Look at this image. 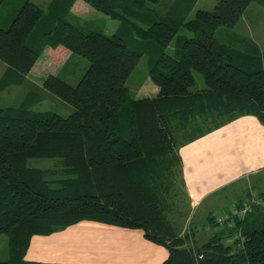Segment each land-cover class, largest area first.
I'll list each match as a JSON object with an SVG mask.
<instances>
[{
	"label": "trees",
	"instance_id": "1",
	"mask_svg": "<svg viewBox=\"0 0 264 264\" xmlns=\"http://www.w3.org/2000/svg\"><path fill=\"white\" fill-rule=\"evenodd\" d=\"M160 1L54 0L50 17L25 0L9 26L0 25V61L7 65L0 91L24 83L45 50V70L57 72L72 55L89 62L76 85L52 73L43 79L46 91L73 107L67 117L28 103L0 108V236L8 240L0 264H62L26 260L32 239L83 221L141 229L168 250L161 264H264L263 204L253 203L237 222L241 248L225 242L234 230L220 229L213 215L202 244L194 227L183 234L174 220L186 217L190 203L180 146L238 114L264 124V57L252 43L242 51L216 36L233 29L255 0H218L188 21L158 13L151 5ZM71 9L97 10L123 31L86 32L65 19ZM182 27L194 36L178 37L173 55L165 53ZM149 43L161 52L148 69L146 92L135 97L127 81ZM194 73L202 76L200 90ZM33 159L56 160L58 170L31 166ZM252 195L264 201V179L237 206Z\"/></svg>",
	"mask_w": 264,
	"mask_h": 264
},
{
	"label": "crops",
	"instance_id": "2",
	"mask_svg": "<svg viewBox=\"0 0 264 264\" xmlns=\"http://www.w3.org/2000/svg\"><path fill=\"white\" fill-rule=\"evenodd\" d=\"M145 92L142 88L139 97ZM152 92L155 90L151 89ZM179 155L189 205L209 208L207 201L230 186L245 180L249 186L256 185L264 179V124L255 115L238 114L212 132L181 145ZM245 195L246 191L238 194L235 205ZM220 198L224 196L214 204L223 211L229 210L231 205H225ZM215 214L208 209L205 224L208 216ZM198 235L197 231L195 240L202 244L206 238L202 241ZM227 237L226 234L225 242L232 244ZM168 255L166 247L148 240L141 229L83 221L49 236L33 237L26 260L62 264H161Z\"/></svg>",
	"mask_w": 264,
	"mask_h": 264
},
{
	"label": "rangeland",
	"instance_id": "3",
	"mask_svg": "<svg viewBox=\"0 0 264 264\" xmlns=\"http://www.w3.org/2000/svg\"><path fill=\"white\" fill-rule=\"evenodd\" d=\"M25 0H5L4 4L0 8V25L3 28L9 26L12 18L16 15L17 11L22 7ZM36 5L41 7L45 14H50V17L55 15L56 6H52L54 0H31ZM59 3L67 0H58ZM218 0H161L158 4L151 5L155 8L158 13L163 16L173 17L176 20H191L194 19L198 10L212 11L216 6ZM52 6V7H51ZM189 9L188 11H186ZM57 11L63 12L62 8H58ZM63 15V14H62ZM65 19L70 23L77 25L86 32L97 31L105 34H113L122 32V26L119 21L113 20L110 17L100 13L97 10L89 9L82 15L76 14L72 11L64 13ZM191 38L194 36L192 32L184 29L183 27L179 30L177 37L173 39L164 52L173 55L175 50L176 42L178 37ZM217 38L222 42L230 43L232 46L246 51L249 47L248 44L252 43L256 46L257 50L261 53L262 58L264 57V3L260 0H255L245 11L243 17L239 23L233 28H221L217 32ZM148 51L142 56L139 64L132 72L127 86L131 93L135 97H139V91L144 88L143 83L148 75V69L155 58L161 52V49L154 47V44L149 43L147 45ZM160 51V52H159ZM49 52L45 50L41 54V58L38 64L33 68L30 74L27 75L25 82L22 84L11 85L4 90L0 91V108L6 107H19L28 103L30 108L37 111H49L57 113L63 117H67L73 107L63 100L59 99L55 95L46 91L43 87V79L50 73L59 75L61 79L71 85H76L84 72L89 66V62L77 55L70 56V59L66 60L59 66L57 72L53 69L45 70V62L48 59ZM45 57V59H44ZM7 70V65L0 61V80L4 76ZM55 71V72H54ZM195 86L203 87V79L199 73H194ZM142 87V88H141ZM56 160L48 159H33L30 160L29 164L34 167L55 169L57 171L58 165L54 164ZM249 181L245 180L243 183L239 182L227 188L225 192L214 199L207 201L206 205L196 207L195 205H186L185 208L186 217L174 216V220L181 222L182 233H187L189 230L193 232L198 231L202 241L207 239L212 233V230L206 231L209 224H205V216L210 209L213 214L223 211L221 207L215 205L214 201L220 198L225 205L235 206L236 197L238 194L243 195L244 191H248ZM245 189V190H244ZM255 193V192H254ZM235 197V198H234ZM223 199V200H222ZM243 199H246V195ZM214 205V206H213ZM225 209V208H224ZM199 228V229H198ZM202 233V234H201ZM196 237V235H195ZM198 242V241H197ZM237 247V245H236ZM238 248V247H237ZM8 256V240L6 235L0 236V261L4 260Z\"/></svg>",
	"mask_w": 264,
	"mask_h": 264
},
{
	"label": "built area",
	"instance_id": "4",
	"mask_svg": "<svg viewBox=\"0 0 264 264\" xmlns=\"http://www.w3.org/2000/svg\"><path fill=\"white\" fill-rule=\"evenodd\" d=\"M253 203L264 205V201L260 200L255 195H252L251 198L245 200L240 207L233 205L229 210L221 211L213 216V223L220 229L227 228L229 230H234L227 238L232 243L236 242L238 248L243 247L244 236L241 233L240 227L235 228V226L238 221L245 219L246 215L251 211ZM211 229V226L208 225L206 231H210ZM187 233L190 235L192 234V231L189 230Z\"/></svg>",
	"mask_w": 264,
	"mask_h": 264
}]
</instances>
